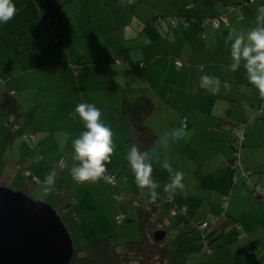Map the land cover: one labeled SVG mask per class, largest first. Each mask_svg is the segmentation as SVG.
<instances>
[{"label":"crops","instance_id":"crops-1","mask_svg":"<svg viewBox=\"0 0 264 264\" xmlns=\"http://www.w3.org/2000/svg\"><path fill=\"white\" fill-rule=\"evenodd\" d=\"M238 1L132 0L128 4L126 0H13L15 15L0 24V118L5 119V97L13 93L20 127L13 133L6 130L2 140L11 153L0 160L4 162L0 179L5 177L10 186L28 195L42 188L39 182L51 187L46 193L64 192L70 170L79 164L72 147L79 120L74 124L77 127L71 128L67 113H73L81 102L100 108L113 131L115 151L106 165L112 169L119 164L114 154L124 145L128 147L122 107L146 96L154 102L155 110L145 125L158 137L157 147L147 153L152 175L155 172L159 179L155 201L173 197L186 206L190 217L184 218L189 223L215 219L207 235L209 251L187 254L192 260L189 264H264V200L259 195L251 200L247 193L248 186L254 191L252 185H259L258 194L264 193V180L249 178L263 172L248 157L241 164L239 156L241 170L248 172V177L228 167L238 120L229 121L227 128L226 119L232 120L231 113H237L235 106L241 104L243 95L250 96L241 105L250 108L248 112L254 116L239 122L245 123L243 148H255L258 122L254 118H258L254 109L257 106L259 111L264 105V95L258 99L253 88L251 95V90L244 93L239 88L248 81L247 71L243 61L234 69L231 55L234 36H246L259 21L264 22L260 11L264 0H242L249 16L234 13ZM228 7H234L233 11ZM221 16L226 23L221 21L217 28L204 22ZM171 19L183 23L171 24ZM60 51L62 57H58ZM175 61L180 66L176 67ZM204 75L217 77L219 87L203 83ZM79 79L93 81V86L84 88ZM248 121L253 122L252 128ZM182 124L186 135L172 141L171 132ZM24 132L35 136L31 146L19 141ZM162 137L167 144L160 143ZM169 155L179 158V171L184 173L182 189L165 190L175 172L172 166L170 173L164 169ZM91 185L95 187L93 198L100 197V185ZM234 185L239 190L233 189ZM61 195L52 197L54 204L59 210L70 205L73 214L68 217L75 218L73 202L62 205ZM224 198L225 209L221 206ZM143 199L132 200L145 206L148 195Z\"/></svg>","mask_w":264,"mask_h":264},{"label":"rangeland","instance_id":"rangeland-1","mask_svg":"<svg viewBox=\"0 0 264 264\" xmlns=\"http://www.w3.org/2000/svg\"><path fill=\"white\" fill-rule=\"evenodd\" d=\"M238 2L240 3V5L236 6V8L234 9L235 11L234 13L237 15L242 13L244 16L245 15L249 16L247 3L242 0H239ZM126 6H127L126 3L124 2V7L127 8L128 6L127 7ZM209 19L211 20V18ZM253 23L255 22L253 21ZM263 23L264 22L259 21L257 23V26L258 27L264 26ZM259 24H261V26ZM68 45H73V42L72 44L71 42H68ZM46 49L49 51L51 57H53L52 46L48 45ZM31 55H35L34 52H32ZM60 56L61 57L63 56V51H60V55L58 57ZM66 81L67 82L69 81V76L66 77ZM79 83L84 88H91L93 86V81H90L88 79H82V80L79 79ZM106 83H108V81H106ZM69 88L73 90L75 89V87L73 86H70ZM239 88L244 93L249 92L251 88H253L254 94L258 95V97H256L258 99H261V96L264 95V93L259 92V90L256 89L255 86H253L252 84H250L249 86V81L247 80H244L243 84ZM253 90L250 91L251 92L250 95L253 93ZM249 97H247V95L246 96L243 95L242 101L240 103L245 105L246 100ZM241 104H237L235 106V110L237 112L235 115L231 113L232 120L230 118L226 119L225 123L227 125L226 124L225 125L227 126V128H229L230 126L229 124H231L230 122L232 123L235 122L234 120H238V123L241 124L243 120H249L253 118L254 114L248 112L250 108H244L243 105ZM254 110H255L254 111L255 117L258 118V120L254 118V121L258 122V128L255 133V137H257L255 148L244 149L243 147H245V145L242 140L241 143L242 147L239 156H240L241 164L242 162H244V159L248 157L249 162H252V165H254L255 168L258 167L260 168V171L263 172V173L261 172L262 174L260 175H256V174L250 175L249 178L252 177L255 178L256 176V177H261V179L264 180V108L261 111L260 110L258 111L257 106H255ZM67 115L70 123H72V125L70 126L71 128L77 127L78 124L77 125L74 124H76L79 120L77 132L74 133V136L78 138L80 134L85 130L83 126V122L81 119H79L78 115H74V112L67 113ZM5 121L7 120L0 118V126L4 127V128L0 127V160L6 158L11 153L10 147L7 146L5 141H2L5 138L6 130H8V126ZM249 123H250V127L252 128L253 122L248 121L247 125ZM16 125L20 127V124L16 123L15 121L12 127V132L18 131L17 129L14 130V126ZM242 125H243L242 136H243L245 123H242ZM236 131H237V127H234L232 133H235ZM18 139L19 141H23L21 139V135L18 136ZM13 152L15 153V149H13ZM128 152L129 150L127 145H124L122 150L114 154L115 155L114 157L117 158L116 162H119L117 166L112 165V169H111V175L116 177L114 187H110L107 181L105 180L77 183L72 178V176L69 175L68 181L65 185L66 188L64 189V192L57 191L58 193L55 192H52L51 194L46 193L47 191H49L48 188L51 187L44 186L41 182H39L37 184L41 185V186L39 185L40 187H42L41 189L35 188L36 190L34 193H30L29 195L27 193L25 194H27L32 200L49 204L57 212L59 211V209L58 207H56L54 201L52 200V197L54 198V195H60L61 193L63 194L60 197L58 196L61 200L62 205L66 206V204L70 203L69 202L70 200L73 202V208L76 209V213H79L80 222L74 223L73 225L68 224L67 216L65 215H61L60 219H62V221H64L67 224L68 228L67 227L66 228L71 236L74 246L87 245L94 242L98 238H104L105 236H113L114 237L113 240L116 242L118 241L120 242L124 239H129L131 241H138L140 239V232L138 230L137 225L134 222L135 219L133 214L134 211L133 209L130 208V202L132 201V199L137 200V198H139L143 202L144 200L143 198L146 195H148V199H146V203H145V205H148V202L150 200L149 197H151V195L149 193L150 189L146 187H141L138 180L136 179V176L128 163V159H127ZM234 153H235L234 150L231 149L230 152L231 159L233 158ZM166 159L167 162L174 168L175 171L177 170L179 171L180 168L182 167L181 165H179L180 161L178 160L179 158L177 156L171 157V155H169V157H167ZM2 163H0V168H4V166L1 167ZM178 165L179 168L177 169ZM161 166L163 165L161 164ZM228 167H230L231 169V166ZM164 169L170 173V171L167 168ZM243 170H245L244 167ZM155 175L156 173L153 172L152 178L159 183V179L155 177ZM244 179L246 181L247 178L244 177ZM91 183H96L100 185L98 189V192L100 193V197L95 196V198H93L95 194L94 193L95 187H92ZM37 184L31 183V185H37ZM0 187L7 188L13 192H21L20 191L21 189H18V187L12 185L10 186V184L7 182V179L5 177H2L0 179ZM248 187H249V191H247L248 197L251 196L250 198L252 200V198L257 197L256 196L257 194L253 193V190L250 186ZM233 189L239 190L238 186L236 185L233 186ZM165 196H169V195H165ZM260 199L264 200L262 197ZM127 204H129V206H127ZM119 205L122 206V208L124 209L123 210L119 209L118 208ZM125 209L127 210L125 211ZM122 213L126 214V218L122 221L121 225H118L115 221V217ZM157 217L162 219L167 225V235L165 240L171 251L174 250L179 251L181 250L182 246L188 247L189 245H191V243L194 244L197 242V241H191L188 238L198 239L203 235L204 236L207 235V231L205 233L199 228L195 229V225L198 222L197 220L194 222L195 219H193L189 224V226L192 227L193 230H191V228L180 227V225H178L175 222V219L170 217L168 209L164 207L162 204L160 205V209L159 212L157 213ZM189 217L190 216H186V218ZM179 231H186L187 234L183 236L181 235V233H179ZM171 261L173 263L174 260ZM189 262H192V260L186 259L185 264H189Z\"/></svg>","mask_w":264,"mask_h":264},{"label":"trees","instance_id":"trees-1","mask_svg":"<svg viewBox=\"0 0 264 264\" xmlns=\"http://www.w3.org/2000/svg\"><path fill=\"white\" fill-rule=\"evenodd\" d=\"M233 8L234 7H228L227 10L230 9L233 11ZM263 108V106H260L259 110L261 111ZM18 109V104L11 98V95L5 97L4 103L2 104V112L5 115V119L7 120L6 124L8 126V132L13 133V124L17 118L20 117V111ZM154 110V102L146 96L138 97L133 102L123 105L122 114L125 124L128 128V139L126 144H128L129 148L131 146H135L141 152L147 154L157 147L158 137L149 127L145 125V120L154 113ZM9 117L13 118V122H9ZM241 124L238 123L235 125V127H239ZM233 138L234 133L232 135L230 145L234 152H236L235 147L232 146ZM234 160H236L235 155L230 160V166ZM61 166L62 165L60 164V167ZM105 175L109 178H114L113 185L108 183V179L105 180L100 178L97 180H105L110 187H114L116 177L111 175V169H107ZM76 182L80 183L78 181ZM252 186L254 189L253 193H256L259 195V197L264 199L262 194L257 193L259 186ZM52 192L57 193V191L54 190ZM155 200H153L151 197L148 205L145 206H140V204L134 200L130 202V208L134 211V222L140 232V239L138 241L124 239L120 242H116L113 240V236H105L104 238H98L94 242L87 245H73V254L68 264H185L186 259H188V257H186L187 254L201 250L203 252L209 251L210 244H207V242H209L207 235L211 232L209 231V228L211 230V225L215 224V219H211L208 222H197L195 229L199 228L205 233L207 231V235H203L198 239H188L191 241H199L198 243H191V245L188 247L182 246L181 250L179 251H171L165 240L167 235V225L162 219L157 217V213L159 212L160 205L162 204L168 209L170 217L174 218L178 225H180L182 228H191V230H193L192 227L189 226L190 223L184 218L187 216V208L185 205L178 203L173 197H168L163 201ZM127 206H129V204H127ZM173 211H175L174 214H172ZM57 213L60 218L61 215L67 216L68 224L73 225L74 223L80 222L79 213H74L75 218L69 219L68 214H73V209L70 205H68L66 208H62ZM117 218H119V221ZM125 218L126 214L122 213L115 217V221L118 225H121ZM62 222L67 227V224L64 221ZM204 223L207 224V228L202 229L201 225ZM156 231L166 232L163 241L157 242L153 239V234ZM179 233H181L183 236L187 234L186 231H179ZM171 260H174L173 263Z\"/></svg>","mask_w":264,"mask_h":264},{"label":"clouds","instance_id":"clouds-1","mask_svg":"<svg viewBox=\"0 0 264 264\" xmlns=\"http://www.w3.org/2000/svg\"><path fill=\"white\" fill-rule=\"evenodd\" d=\"M264 12V9L260 10ZM16 12L13 0H0V24H5L13 18ZM232 67H239L244 62L247 71V79L259 92L264 93V26L254 28L247 35L236 34L231 44ZM201 80L205 84L219 87L220 81L217 77L204 75ZM74 115L82 120L84 131L78 138L72 141L75 160L79 161L77 166L70 170L72 178L78 182L95 181L109 177L105 175L107 163L115 151L113 142V131L105 123L101 109L93 103L81 102L76 105ZM186 135L185 125L171 132V140L177 141ZM161 144H167L166 138H161ZM128 163L134 172L141 187L149 188L153 200L157 198L154 191L159 185L152 178L153 166L147 154L141 152L137 147L131 146L128 152ZM164 167L172 172L171 165L165 163ZM184 173L175 171L171 183L165 186V190L182 189Z\"/></svg>","mask_w":264,"mask_h":264},{"label":"water","instance_id":"water-1","mask_svg":"<svg viewBox=\"0 0 264 264\" xmlns=\"http://www.w3.org/2000/svg\"><path fill=\"white\" fill-rule=\"evenodd\" d=\"M165 235L156 231L153 239L160 242ZM73 250L53 207L0 187V264H68Z\"/></svg>","mask_w":264,"mask_h":264},{"label":"built area","instance_id":"built-area-1","mask_svg":"<svg viewBox=\"0 0 264 264\" xmlns=\"http://www.w3.org/2000/svg\"><path fill=\"white\" fill-rule=\"evenodd\" d=\"M128 4L132 3V0H126ZM229 11H231L229 9ZM224 22L226 23V19L224 16H221L219 19H207L205 20L204 22L207 23V22H210L212 24V26L214 28H217L220 24V22ZM183 23L181 20H178V19H171L170 23L171 24H178V23ZM175 66L178 67L180 66V62L179 61H175ZM13 93H10V95H12ZM9 122H13V118L12 117H9ZM18 129V126H14V130ZM242 130H243V125L241 124L239 127H237V131L234 133V138H233V141H232V146L235 147L236 149V152H235V157H236V160L233 161L232 165H231V170H240V172L242 173V175L248 177L249 176V173L248 172H245V171H242L241 170V166H240V163H239V154H240V151H241V143H242ZM21 139L29 146H31L35 140V136L33 134H30L28 132H24L22 135H21ZM28 175V174H26ZM32 181H36L35 178H32ZM108 183L113 185L114 184V178L113 177H110L108 178ZM47 191V190H46ZM48 192V191H47ZM257 193H258V189H257ZM263 195L264 197V193H260ZM226 200L225 198L223 199L222 203H221V206L223 209H225L226 207ZM175 211L172 212V214H174ZM119 218H117L118 220ZM119 221V220H118ZM201 228L204 229V228H207V224L204 223L201 225ZM206 246V245H205Z\"/></svg>","mask_w":264,"mask_h":264}]
</instances>
